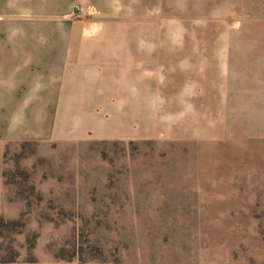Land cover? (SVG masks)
Masks as SVG:
<instances>
[{
    "label": "rangeland",
    "instance_id": "rangeland-1",
    "mask_svg": "<svg viewBox=\"0 0 264 264\" xmlns=\"http://www.w3.org/2000/svg\"><path fill=\"white\" fill-rule=\"evenodd\" d=\"M25 8L0 40L58 62L0 128V264H264V0Z\"/></svg>",
    "mask_w": 264,
    "mask_h": 264
},
{
    "label": "crops",
    "instance_id": "crops-1",
    "mask_svg": "<svg viewBox=\"0 0 264 264\" xmlns=\"http://www.w3.org/2000/svg\"><path fill=\"white\" fill-rule=\"evenodd\" d=\"M25 3L26 0H0V26L10 25L8 17L25 15ZM49 47L38 41L0 40V128L11 126V112L14 110L10 106L11 97L18 105V113V97L38 94L42 71H56L55 67H48V64L58 62L57 52L49 51ZM45 80L51 81L49 77Z\"/></svg>",
    "mask_w": 264,
    "mask_h": 264
},
{
    "label": "built area",
    "instance_id": "built-area-1",
    "mask_svg": "<svg viewBox=\"0 0 264 264\" xmlns=\"http://www.w3.org/2000/svg\"><path fill=\"white\" fill-rule=\"evenodd\" d=\"M80 11L82 10V9H79Z\"/></svg>",
    "mask_w": 264,
    "mask_h": 264
}]
</instances>
